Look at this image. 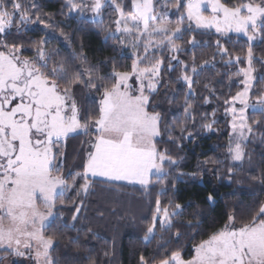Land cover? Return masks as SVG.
<instances>
[{
	"label": "snow or ice",
	"instance_id": "obj_1",
	"mask_svg": "<svg viewBox=\"0 0 264 264\" xmlns=\"http://www.w3.org/2000/svg\"><path fill=\"white\" fill-rule=\"evenodd\" d=\"M62 8L68 15L77 13L84 23L95 24L106 41H114V50L119 48L122 55L129 52L126 59L131 63L121 70L113 62L111 74L100 75L98 65L90 64L82 53L58 59L59 49L49 47L47 33L28 41L33 54L25 55V42L19 34L35 25L53 29L52 16L42 13L35 0H0V264H12L9 257L22 258L28 264H57L52 252L64 238L61 230L77 233L68 236L66 244L77 251L82 247L81 234L85 240L89 234L99 238L91 227H77V222H88L85 201L96 178L110 187H117L118 182L138 184L145 192L154 183L161 185L142 236L146 246L153 240L157 244L151 254L141 253L137 264H264V201H256L245 215L228 212L220 227L194 242L190 258H185L182 248L167 247L173 239L181 238L178 228L167 240L165 233L176 228L175 218L183 214V205L173 204L171 199L164 204L160 199L167 191L166 165L177 161L167 149L157 146V138L163 136V116L156 110L159 104L153 103L161 89L168 97L171 73L178 67L176 82L186 86L183 117L168 125V137L169 142L177 143L174 127L181 133L179 139L191 137L188 122L194 125L196 117L189 98L196 95L194 86L202 85L209 96L216 94L211 79L198 81L196 77L215 68L217 56L222 60L227 56L225 64L238 66L229 76V88L233 77L239 85L235 94L223 99L229 117L224 146L231 162L228 181L232 182L245 162L252 165L247 144L264 126V87L257 89L258 83L264 84V73L256 74L253 50L254 41L264 40V0H237L231 5L222 0H63ZM174 13L179 15L173 23L169 17ZM211 29L218 37L229 33L246 37L244 57L234 55L217 38L211 58L197 63L195 49L201 45L194 35L186 41L184 35ZM13 30L17 38L10 41ZM60 35L70 39L63 29ZM190 49L189 59H182L181 54ZM258 62L264 65V57ZM85 89L88 95L82 104L77 93ZM92 92L99 93V99L92 100L89 111ZM209 96L203 97L205 104L210 102ZM174 99L175 95L169 102ZM215 114L213 109L212 116ZM216 123L212 119L201 126L212 131ZM75 136L88 137L81 142L87 147L80 163L66 169L67 142ZM213 172L221 178L218 170ZM249 179L264 185V168L259 176L250 175ZM207 201L215 203L213 192L208 193ZM65 211L71 212L70 221ZM199 223L193 225L190 219L186 226L199 228ZM192 239L195 241V235ZM83 251L88 264H98L87 255V248Z\"/></svg>",
	"mask_w": 264,
	"mask_h": 264
},
{
	"label": "trees",
	"instance_id": "obj_2",
	"mask_svg": "<svg viewBox=\"0 0 264 264\" xmlns=\"http://www.w3.org/2000/svg\"><path fill=\"white\" fill-rule=\"evenodd\" d=\"M31 3V0H27ZM39 5L42 13L51 14L52 23L55 25L53 29H42V26H31L26 33H20V38L25 42V55H32L31 47L28 41L38 40L47 33L50 37L49 47L59 49L58 59L71 58L81 53L86 55L90 64L98 65L99 74L108 76L111 74L113 62L118 64L123 70L131 61L126 59L129 52L125 50L123 55L119 48L114 50V41L105 40L104 34L98 32L97 26L91 22L84 23L78 18L77 13L67 14V9L62 8L63 0H35ZM229 5L237 2V0H222ZM179 13L170 14V20L176 21ZM90 16V13L88 14ZM110 13L106 14L105 22H109ZM47 19V16L45 17ZM187 27V21H185ZM194 27V26H193ZM60 29L70 37L66 40L60 35ZM191 35H194L201 46L195 49L197 53V63L204 59H210L212 53L216 51L215 41L217 38L221 43L234 55L244 57L247 50V39L235 35L228 34L225 37H218L212 30H197L193 33H185L186 41ZM17 38V34L13 30L8 36L11 41ZM17 42H20L17 39ZM207 45L204 47L203 45ZM253 50L257 57L254 67L257 69V75L264 73V65L259 63V59L264 57V40L257 39L253 42ZM191 49L188 54H181V58L188 60L191 55ZM167 55V53H165ZM227 56L222 60L219 56L215 60V68L209 67L199 76L198 81L212 80V86L215 88V95L209 96V93L203 89L202 85L194 86L196 95L189 98V103L193 104L194 115L196 117L195 124L188 122V131L192 136L187 139H179L181 133L178 127L172 129L173 136L177 139V143L169 142L168 125L172 124L176 119L183 117L184 92L186 86L183 82H176L179 75V68L171 73V83L168 84V97L164 96V89L161 93L153 98L154 104H159L157 111L162 112V138H157L158 147L167 149L169 154L177 161L175 165H166L169 175L166 178L167 191L160 196L161 201L167 204L171 199L173 204L180 203L183 205V214L175 218L176 228L170 233H165V239L174 233L177 228L182 233L179 241L172 240L167 245L169 249H183L185 258H190L194 242H198L202 238H206L205 234L220 227L225 219L226 214L235 211L238 216L245 215L247 210L251 208L256 201H264V185L253 182L249 179L250 175L259 176L261 169L264 168V143L261 142V136L264 134V126L257 129L255 138L247 144V149L252 156V165L244 163L241 169H238L237 175L232 182L227 179V169L231 166V162L226 158L225 145L228 141V119L225 116L223 99L230 93L235 94L239 85L233 77L231 88H229V76L237 70V65L225 64ZM73 64L78 61L72 60ZM240 67L246 66L244 64ZM168 79V75H165ZM219 81V83H217ZM107 83L108 81H104ZM264 87V84H257V89ZM223 93V95H221ZM78 96L82 104L85 103V96L88 91H78ZM175 95V99L169 102V98ZM209 96L210 102L205 104L203 97ZM219 97V99H217ZM99 99V93L92 92L87 102L89 111L92 110V100ZM213 109L216 110L215 117L212 116ZM207 116L205 120L204 117ZM250 115H252L250 113ZM253 118H255L253 116ZM215 119L217 123L212 131H205L202 124ZM187 135V133H185ZM86 136H75L67 142V160L66 169H72L80 163L84 152L82 141L87 140ZM218 161V163H212ZM207 162V163H206ZM213 169L221 173V178L217 179ZM183 173L184 175H180ZM155 179V178H153ZM242 180V183H237ZM175 184V188H173ZM161 185L153 184L150 189L145 192L142 187L135 185H127L118 183L117 187H110L108 183L102 180H95L89 196L86 199L88 222L81 224L77 222V227H91L94 232L98 233L99 238H95L89 234L85 240L84 234L80 235L81 250L77 251L73 245H67L68 236H76L75 231L61 230L64 238L59 240L52 252L53 258L57 264H88L86 254L83 251L87 248L88 256L96 259L98 264H137V260L141 253L149 255L154 250L157 240H153L150 245H145L142 241L143 228L147 220L151 219V212L155 207L157 192ZM213 192L215 195V203L209 204L207 195ZM70 197H74L75 193H69ZM103 212V217L98 215ZM199 213L200 215H194ZM66 220L71 219V212L65 211ZM192 220L193 225L199 221V228H189L186 226L188 220ZM51 231V230H50ZM195 235V241L192 237ZM108 251V256L104 252ZM11 261H16V257H9ZM13 264V263H12ZM19 264V263H14Z\"/></svg>",
	"mask_w": 264,
	"mask_h": 264
},
{
	"label": "rangeland",
	"instance_id": "obj_3",
	"mask_svg": "<svg viewBox=\"0 0 264 264\" xmlns=\"http://www.w3.org/2000/svg\"><path fill=\"white\" fill-rule=\"evenodd\" d=\"M89 17H91V14H90ZM172 22L174 23V21H172ZM211 30L215 32V29H211ZM229 34H235V33H229ZM235 35H237V34H235ZM239 36L244 37L243 35H239ZM244 38H246V37H244ZM96 180H102V179H101V178H96ZM118 183H121V184H127V185H135V186L141 187V186L138 185V184H128L127 182H118ZM9 260L11 261V258H10ZM11 262H12V261H11ZM12 263H13V264H14V263L28 264V261H26V260H24V259H22V258L16 257V261H13ZM5 264H7V262H5Z\"/></svg>",
	"mask_w": 264,
	"mask_h": 264
}]
</instances>
